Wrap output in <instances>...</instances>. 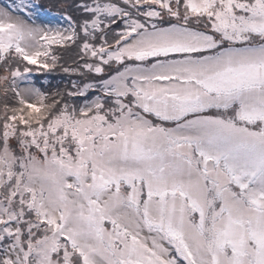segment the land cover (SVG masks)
Returning a JSON list of instances; mask_svg holds the SVG:
<instances>
[{"label":"snow or ice","instance_id":"snow-or-ice-1","mask_svg":"<svg viewBox=\"0 0 264 264\" xmlns=\"http://www.w3.org/2000/svg\"><path fill=\"white\" fill-rule=\"evenodd\" d=\"M0 264H264V0L0 5Z\"/></svg>","mask_w":264,"mask_h":264},{"label":"rangeland","instance_id":"rangeland-1","mask_svg":"<svg viewBox=\"0 0 264 264\" xmlns=\"http://www.w3.org/2000/svg\"><path fill=\"white\" fill-rule=\"evenodd\" d=\"M8 1L0 0V5L6 4ZM56 11H52V13L42 12L40 14V18L42 20L48 21L51 20L53 23L59 21V17L55 15ZM36 76V80L38 84H43L45 86L55 87L57 85L63 86L64 81L61 79V76L58 73H48V74H34Z\"/></svg>","mask_w":264,"mask_h":264},{"label":"trees","instance_id":"trees-1","mask_svg":"<svg viewBox=\"0 0 264 264\" xmlns=\"http://www.w3.org/2000/svg\"><path fill=\"white\" fill-rule=\"evenodd\" d=\"M45 2H46V0H45ZM54 11H56L55 9H53Z\"/></svg>","mask_w":264,"mask_h":264}]
</instances>
